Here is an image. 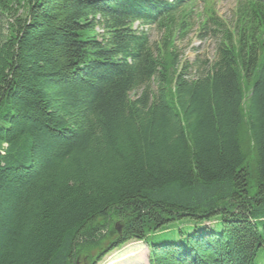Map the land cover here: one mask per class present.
<instances>
[{"label":"trees","instance_id":"obj_1","mask_svg":"<svg viewBox=\"0 0 264 264\" xmlns=\"http://www.w3.org/2000/svg\"><path fill=\"white\" fill-rule=\"evenodd\" d=\"M196 1L0 0V264H264V0Z\"/></svg>","mask_w":264,"mask_h":264},{"label":"rangeland","instance_id":"obj_2","mask_svg":"<svg viewBox=\"0 0 264 264\" xmlns=\"http://www.w3.org/2000/svg\"><path fill=\"white\" fill-rule=\"evenodd\" d=\"M206 3H213L216 10V16L229 20L233 14L234 8L238 4V0H197L196 5L197 8L195 10L199 13L204 11V5ZM198 15L192 17L190 23H192L190 33L187 38L184 40H177L176 44L179 46L178 48L183 52L184 57L189 59L190 61L195 60L197 54H200L201 58L211 59L214 55V41L206 37L205 39H201L197 37V31L200 26L201 20L197 18ZM139 26L138 22L134 25V27ZM143 31L147 32L150 36V40L152 44H156L163 38V32L156 29L154 26L141 27ZM253 180V179H252ZM115 223V225H113ZM180 221H174L169 225H166L159 229L161 231L160 234H151L148 237V242H152L155 239L163 237L166 239L167 234H172V237L176 235L178 227H180ZM208 225H213L209 224ZM118 222H112L110 227L114 230L117 229ZM171 237V238H172ZM102 244V242H101ZM100 246V245H99ZM98 246V247H99ZM98 247H94V253L99 252ZM148 243L143 241L132 240L123 246L113 250L109 254H107L99 264H148ZM264 254L263 250L260 252L258 260L262 254Z\"/></svg>","mask_w":264,"mask_h":264}]
</instances>
